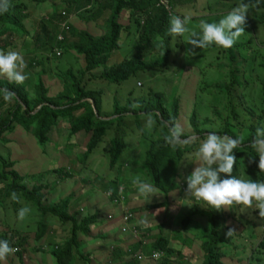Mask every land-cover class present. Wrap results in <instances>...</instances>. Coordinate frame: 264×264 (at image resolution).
Returning <instances> with one entry per match:
<instances>
[{
    "label": "trees",
    "instance_id": "16d2710c",
    "mask_svg": "<svg viewBox=\"0 0 264 264\" xmlns=\"http://www.w3.org/2000/svg\"><path fill=\"white\" fill-rule=\"evenodd\" d=\"M28 1L31 2L30 5L34 4L36 6L46 2V0ZM50 1L53 4H57V0ZM241 2L249 4L250 7L256 10H264V0H242ZM58 4L65 6L63 7L64 11L60 13L52 12L51 17L47 21L48 28L42 24L45 20L42 21L39 27H42L45 42H42L38 38V35L36 38L34 37L35 42L36 44H40L41 48L51 46V42L57 40L55 39V34L57 33L55 31H58L60 26L62 28L64 18L65 20L67 19L68 14L71 13L70 8H73V14H76V16L72 20L71 18L66 20L68 30L63 28L61 35L64 36V40L58 41L55 47L51 46V55L52 58H62L66 50L75 51L76 54L82 57V61L79 62L80 75H75L73 70L70 69L66 71V80L62 81V79L61 84L58 81H53L48 84L45 80L47 71L42 68L37 73L39 76L37 83L34 85L33 95H31L33 89L28 90L26 87H22L24 84L9 82L8 80H3V77H0V89H8L14 93L11 102L8 104L4 101L3 94L0 93V142L5 137L4 135L20 127L32 133L40 145L46 146L50 144V133L56 127L59 119H62L69 124L68 139L74 140L79 133L84 132L85 135L82 143L84 145L81 151L78 149V154H80L79 160H85L89 165L84 164L83 168L79 171L71 170L73 173H69L64 168L52 169L47 173L48 175L52 174V177H50L52 181H49L52 184L39 182L40 184L28 188L23 183L25 179L14 170V163L0 155V163L2 164L0 182L7 181L6 177H11L13 183L9 185V190L17 192L18 189V195L22 194L40 212L42 217L47 218L49 215L57 218L59 221L60 227L63 230L60 234L54 233L51 231L52 229L48 231L47 225L41 222L37 232L31 235V249L35 250L34 253L36 255L40 254L41 250L37 249L41 245H44V247L50 245L54 246L52 253H48L47 251L45 253L52 254V257L57 260L56 264H98L94 259L95 255L89 251V248L86 249V245L89 237L94 233L95 226H97L100 218L108 210L103 209L100 212H96L93 207L88 211L86 210L88 206L100 205L99 201L92 198L96 193L94 189H92L90 196L86 199L83 198L86 193V187L84 186L86 183V175L97 168L98 165H95L97 157L100 163L99 158L101 154H96L95 152L107 136L108 130L115 129V137L110 141L109 149L105 150L109 154V168L113 170L119 163L122 152L126 149V144L120 134L121 130L115 125L116 121H123V117L131 113L136 116L139 113L145 112L154 114L159 123H177L180 115V106L177 99L169 106L166 105L163 94L151 90L148 95V100L144 99L139 102L138 110L134 109L131 102L126 106H120L116 101L114 113L110 116H105L101 112L102 102L100 95H102V91L89 89L85 81L87 76L95 77L97 74L93 75V73L101 68H103V71L98 73L97 78L99 80L109 84H120L133 76H137L139 73L168 67L171 54L170 45L173 37L168 36L166 33L169 28V19L174 13L172 11L173 8L167 11L161 3V0H104V2L100 0H64ZM178 4L181 6V0H178ZM10 5L6 13L0 14V51L5 53L13 46L12 39L14 35L22 34L33 37V31L29 30L26 25V23L31 21L29 12L30 5L24 3L23 0H10ZM172 5L176 7L173 2ZM106 12H109V14L104 18V30H102L105 34L100 37H95L96 35L94 36L87 31L77 32L76 27L79 18L80 23H84V27L88 26L90 28V25H96V21H100ZM63 13H66V16L63 17ZM259 19L258 16V21ZM123 33H127V41L132 42V56L122 63L108 68L107 66L111 55L122 48L120 40ZM67 34L71 36L77 35L78 41L67 43ZM5 37H9L11 40L7 38L8 40L3 41L2 39ZM257 37L259 36L252 37L247 43L237 41L229 49L218 47L219 52L227 58L229 66L231 67L229 75L231 74L232 81L226 86V89L232 96L233 101L231 102L232 105L230 104L232 112L228 119L232 120L235 124V127H233L232 122H227L224 131L218 134L233 138L237 136L243 138L241 146L234 150L237 163L240 165L249 164L251 172L255 171L258 177V180L255 181L264 182V172H260L258 168L259 157L250 147L257 126L264 122V93L258 99L261 103H256L253 99L252 106H250L251 102L247 101L249 100L248 93L243 94V90L247 91L251 87L247 84L245 74L249 68L254 72L255 64L252 65V59L255 56V62L257 61L259 63L260 71H264V61H262L264 48H259L256 44ZM215 47L217 46H210L212 49ZM164 50L165 53L162 56L161 53ZM57 51L61 52L60 57L57 56ZM159 53L161 54L160 57ZM148 54L154 57H152L153 59L151 61L146 60ZM39 65L42 67V64ZM30 68H32V65ZM27 78H29V75ZM48 87L55 90L56 94L51 95ZM237 94H239V98H237ZM43 104L45 105L39 109ZM34 112L36 113L34 114ZM112 116L117 117L111 119ZM258 116L261 119L256 124L255 119ZM246 123H251V126L246 127ZM190 126V136L203 138L207 133H210L208 130L201 128L196 110L190 117ZM236 127L238 129L235 132L232 129ZM188 137L189 135H184L182 139H187ZM163 141L164 145L162 149L160 148L161 151H155L154 147H151L147 152L146 169L152 178L154 186L159 191H163L164 195V200L161 203L146 206L145 208L148 211H156L160 208L168 207L172 203V193L178 190L179 194H181L182 191L178 184V181L183 176L177 167L183 159L179 151L180 148H178L179 144L175 146L169 145L166 143L165 138ZM192 143L190 145L189 143H185V153H191L194 150V146L197 144L195 142ZM174 148L177 149L174 151ZM168 153L177 155L179 161L174 160L165 164L167 160L166 154ZM252 159L255 162H250ZM74 173L75 177L72 179ZM171 174L172 177L168 178ZM66 180H70L71 182L79 181V183L75 187H72V192L65 194V198L60 200L61 202L56 203V197L52 199V203H50L51 200L47 202L45 199L47 194L55 193L63 188V182ZM93 180L96 181L97 179L95 178ZM100 190L101 188H99ZM79 192H81L80 198L74 199ZM78 199L79 201L77 202ZM115 204H117L116 209H118L119 202L115 201ZM241 207L234 205L230 209L235 208L240 211ZM129 210L131 211L130 208ZM213 210V212L217 211L215 209ZM191 211V215L184 220L186 229L193 223H198L200 218H204L206 222L204 227L206 230L202 234V239H200L201 244L196 243L195 247L192 248L182 245V251H180L179 248L177 249L178 246L175 245L173 239L175 236L182 238V234L175 227L171 231V236L173 237L171 239L165 236L163 226H159L157 229H152L147 226V230L152 236V242L149 243V248L152 249V253L163 254V259L165 260L161 264H175L170 262L171 258L178 256L181 260H185L187 250L192 253V249L194 248L192 254L197 264H226L224 261L226 258L224 249L234 245L235 240V236H228L227 232L230 229L235 231L237 221L234 219L236 218L233 217L229 210H222L224 214H218L219 212L217 214H210L209 211H202L198 204ZM148 223H141V228H145V225H148ZM174 234L175 236H173ZM15 235V233L4 232V234L0 235V240H7L12 247L11 242L14 241ZM175 239L177 238L175 237ZM50 241H54L55 245L49 244ZM58 242H64V245H57ZM26 245L27 238L18 240L17 245H15L20 250L16 254V258L22 262L24 255L27 256ZM136 246L140 248L141 243L137 242ZM260 246L264 248V241ZM146 249L148 250V248ZM130 250L132 254L125 252L121 248H118L117 251L114 250V252L109 250L110 257H113V260L108 261L106 264H114L116 257L120 260V264H155L153 262H142L135 259L136 251L132 250V247ZM147 253L151 254L148 251ZM10 256L7 259H10ZM101 264H104V262Z\"/></svg>",
    "mask_w": 264,
    "mask_h": 264
},
{
    "label": "rangeland",
    "instance_id": "374dc122",
    "mask_svg": "<svg viewBox=\"0 0 264 264\" xmlns=\"http://www.w3.org/2000/svg\"><path fill=\"white\" fill-rule=\"evenodd\" d=\"M62 1L64 0H57V4H53L52 1L46 0L45 3L36 6L34 4L30 5L31 2L28 0H23L24 3L30 5L29 10L31 21L26 23V25L29 30L33 31V37L24 36L22 34L14 35L12 39L13 46L10 47L8 51H17L23 56L26 64L24 73L26 76L29 75V78L23 83L24 85H22V87H26L28 90L33 89L31 95L34 94V85L38 80L39 74L37 73L40 72L42 68L47 71L45 80L48 84L53 81H58L61 84L62 79V81L66 80V71L70 69L73 70L75 75H80L79 62L82 61V57L76 54L75 51L66 50L65 55L62 58H52V47L56 46L59 37L62 35L63 27L61 28L60 26L58 31H55L57 32L55 34V39L57 40L51 42L52 47L41 48L40 44H36L35 42L37 35L42 42H45V35L42 27L39 26H41L42 21L45 20L42 24L47 27V21L49 17H51V12L60 13L64 11L63 6L58 4ZM100 1L104 2V0ZM166 1H168V5ZM241 1L242 0H181L180 6L178 0H161L165 9L167 6L171 9L173 8L172 11L174 15L191 17L187 24L188 31L181 37L172 38L169 65L166 68L139 73L137 76H133L120 84H109L99 80L97 78L98 73L102 72L103 68L97 69L93 73V75L97 74L95 77L87 76L85 81L87 87L92 90L102 91V95H100L102 114L105 116L112 115L115 111L116 101L120 106H126L131 102L134 109L138 110L139 102L144 99L148 100V95L150 91L153 90L163 94L164 100L166 101L164 102L168 106L171 103H174L175 99L178 100L180 115L177 123H179L184 129V135H189L188 138L195 137L190 136L191 133L189 132V129H191L190 117L195 110L197 111L202 129L217 134L224 131L227 122H232L228 117L231 116L232 108L230 104L232 105L231 102L233 101V98L226 89V86L232 81V77H230L231 74L229 75L231 67L229 66L228 60L219 52L218 47H215L214 49L209 47L204 50L196 49L197 55L195 56H186V51L190 47L188 41L192 38V32L195 31L198 34L200 33L199 25L201 20H205L209 23L218 22L233 7L241 3ZM172 2L176 7L172 5ZM70 12L71 13L68 14L67 19L71 18L72 20L76 14H73V8H70ZM108 14L109 12H106L100 21H96V25H90V28L88 26L84 27V23H80L79 18L76 27L77 32L81 33L82 31H87L94 36L96 35L95 37L102 36L105 34L102 32V30H104L103 21ZM258 16L260 18L259 21ZM66 20L64 18L62 22L63 26L66 24ZM50 30L52 31L53 29ZM256 35L259 36L257 37L258 40H256V44L259 48H264V10H256L250 7L246 18L245 33L240 37L238 42L247 43L249 39L256 37ZM67 36V43L78 41L77 35L71 36L70 34H67ZM7 38L10 39L9 37H5L2 40L6 41L8 40ZM120 44L122 48L111 55L107 66L108 68L131 58L133 48L132 42L127 41V33L122 34ZM160 56L161 54L159 53V57ZM152 57V55L148 54L146 60L151 61V59L154 58ZM262 57V61H264V54H262ZM255 58L252 59V65L255 64V73L249 68L245 74L247 84L251 87L247 91L243 90L244 95L248 93L247 96L249 97V100L247 101L251 102L250 106H252L253 99L256 103H261L258 99L264 93V71H260V65L257 61L255 62ZM33 61H35V63H33ZM39 64H42V67H40ZM31 65L32 68H30ZM58 74H60V76H58ZM3 80H7V78L3 77ZM49 92L51 95L56 94L55 90H52L51 88H49ZM237 98H239V94H237ZM8 103L9 102H7V104ZM145 114L148 113L143 112L136 116L131 113L123 117V121L115 122L117 128L121 130L120 134L126 144V149L122 152L119 163L113 170L109 168V154L105 150L109 149L110 141L115 137V129L112 128L111 130H108L107 136L103 139L95 152L96 154H101L99 158L100 163L97 157L95 165L98 166L93 172H89V174L86 175V183L84 184L86 187V193L83 198L86 199L90 196L92 189H94L96 193L92 198L99 201L100 205L88 206L86 210L88 211L92 207L95 208L96 212L107 209L108 211L104 212V218L107 219L108 216H113V211L116 210L117 206L115 201L119 198L120 193L118 189L121 186L126 189L121 194L123 198H126L125 203L127 205L125 204L124 211L137 216L139 225L143 218L149 222L148 225H145L149 226V228L155 229L154 226L162 225L164 227L165 236L171 239H173L171 231H173L175 227V229L182 234V238L180 236H175V234L173 235L177 238L175 239L174 237L173 239L175 245L178 246L177 249L179 248L180 251H182V245L188 248L195 247L196 243L201 244L200 239H202V234L206 230L204 228L206 222L204 218H200L199 216V222L193 223L186 229L184 220L191 215V210L195 208L197 203L194 199L187 201L184 200L187 198V185L182 179L178 181V184L183 192L181 191V194H179L178 190L173 192L171 197L172 203H170L168 207L160 208L156 211H148L145 208L148 205L161 203L164 200L163 191H159V189L154 186L145 164L148 157L147 152L151 147H154L155 151H161L164 145L163 140L168 135V124L159 123L155 116L154 118L157 121L155 127L150 131H144L143 126ZM116 117L112 116L111 118L114 119ZM260 119V116L255 119L256 124ZM234 125L235 124L233 123V127H235ZM245 126L249 127L251 126V123H246ZM68 128L69 124L64 122V120L59 119L56 127L53 128L49 135L50 144L42 146L38 143L36 137L32 133L18 127L13 132L4 135L5 137H3V140L0 142V155L14 163V170L25 179L23 183L28 188H32L34 185L44 182L50 183L49 181H52L50 179L52 174L48 175L47 173L52 169L64 168L69 173H73L71 170L79 171L83 168L84 164L89 165L85 160H79L80 154H78L84 145L82 144L85 135L84 132L79 133L76 136V139L70 140L68 139ZM237 129L238 127L233 128L232 130L236 132ZM195 143L197 145L194 146V150L191 153H193L198 147V141ZM190 144L191 143H189V145ZM185 147V143L179 144L178 148H180L179 151L183 156V159L177 166L178 171H180L184 177L190 175L196 166L195 164L186 161L189 159V153H185ZM176 149L177 148H174L173 150L175 151ZM166 155L167 160L165 161V164L174 160L179 161L177 155L171 153ZM191 159L194 160V157ZM249 166V164L240 165L236 163L232 176L244 180H258L255 171L251 172ZM164 169L166 168L164 167ZM1 172L2 164L0 163V173ZM74 177L75 173L72 179ZM88 177L89 179H87ZM137 177H139L141 181L148 182L158 189L154 194L155 196H141L138 194V189L133 183ZM170 177H172V174L168 176V178ZM95 178L97 179L96 181L93 180ZM221 178L223 179L226 177L222 174ZM6 179L7 181L0 182V190L7 187L0 191V235L4 234V232L15 233L14 241L11 242L13 248L17 245L18 240L20 239L28 238L29 242H27V245L25 246L27 256L24 255L23 262L17 259L15 254H11L10 259L0 262V264H56L57 260L52 257V254H45V251L52 253L54 246L49 245L44 247V245H41V247L37 249H40L41 252L39 255H36L34 253L35 250L31 249L30 242L32 241L31 235H34V233L37 232L41 222L47 225L48 231L52 229L51 231L54 233L60 234L63 230L60 227L58 219L49 215L47 218L42 217L40 212L29 201H27L22 194L18 195V189L16 193L19 197V202L13 201L11 199L13 192L8 189L9 185L13 183V179L11 177H6ZM63 183V188L55 193L47 194L45 197L47 202L51 200L50 203H52V199L56 197V203H58L65 198L67 192L73 191L72 187H75L79 181L71 182L70 180H66ZM99 188H101L100 191ZM80 194L81 192L76 194L74 199H77L78 197L80 198ZM78 201L79 199L77 202ZM131 202L133 203L131 204ZM25 206L29 207L31 212L23 221H21L18 219V210ZM198 206L202 211H209L210 214H217V212H219L218 214H224L222 210L213 212L214 210L207 205H203L202 207L200 205ZM228 210L231 211L233 217L236 218L233 219L236 220L237 223L235 226V233L231 235L235 236L234 245L224 249L226 254V258L224 259L225 263L264 264V248L260 246L264 241V218L259 216L255 203H253L252 208L245 209L244 211H238L235 208ZM71 211H73V209H71ZM147 238L152 239L151 233H147ZM109 243L111 242L108 238H105L103 241L98 239L95 244L88 240L86 249L94 245L104 247V245L106 246ZM49 244L55 245L54 241H50ZM59 244L64 245V242H58L57 245ZM135 247L136 244L132 246L133 249ZM139 249L140 248H138L137 251H139ZM108 251L109 250H107V252ZM147 251L152 253L151 248H148L146 252ZM193 252L194 248L192 249V253ZM143 253L145 254V251H143ZM151 255L152 254L147 253V259H144L142 262H148V257L153 261L150 258ZM188 255L187 259L184 260V263L194 264V262H196L194 261V255ZM108 256L103 257L104 264L112 259ZM164 260L165 259L153 262L155 264H161ZM96 261L99 262L100 260L96 259ZM170 262L181 264L183 261L178 256H175V258L170 259Z\"/></svg>",
    "mask_w": 264,
    "mask_h": 264
},
{
    "label": "clouds",
    "instance_id": "9594fccd",
    "mask_svg": "<svg viewBox=\"0 0 264 264\" xmlns=\"http://www.w3.org/2000/svg\"><path fill=\"white\" fill-rule=\"evenodd\" d=\"M10 6V0H0V14L6 13ZM249 10L250 5L241 2L227 12L218 22L209 23L201 20L199 25L200 33L192 32V38L188 41L190 47L186 51V56H195L197 55L196 49L204 50L213 45L225 49L233 47L245 33L246 18ZM190 19V16L172 15L169 19V28L166 34L171 37L183 36L188 31L187 24ZM164 53L165 50L162 51V56H164ZM25 68V61L19 52L10 50L5 53L0 51V77L7 78L9 82L23 84L27 79L24 73ZM0 93L3 94L5 102H11L14 96V93L8 89H0ZM156 123L154 114H145L143 130L150 131L155 127ZM167 127L168 135L165 137V141L169 145L175 146L181 143L198 141V147L193 153L188 154L189 159L186 160L196 166L190 175L180 178L187 185V198L184 199L185 201L194 199L201 207L207 205L217 211L228 210L234 205L242 206L240 210L244 211L252 208L253 203H255L259 216L264 218V182L251 179L244 180L232 176L234 166L237 163L234 150L241 146L242 137L233 138L210 132L203 138L190 137L182 139L184 129L179 123L168 124ZM250 147L259 157L258 168L260 172H264V123L257 126ZM192 157H194V160L191 159ZM250 162H255V160L252 159ZM222 174L226 178L222 179ZM133 183L137 187L139 195L155 196L157 189L152 184L141 181L139 177ZM11 199L19 202L16 192L12 193ZM123 200H125L123 196L117 198L119 205L124 204L125 201L123 202ZM124 208L121 207L124 213L122 220L124 224H128L133 219V215L125 212ZM30 212L31 209L27 206L20 208L17 214L18 219L23 221ZM234 232V230L230 229L227 235L231 236ZM14 248L10 246L7 240H0V262L6 261L18 249ZM146 250L145 248L143 251ZM19 252L20 250L18 249ZM151 254L150 258L152 259L154 252ZM146 257L145 259H147ZM137 260L143 261L144 259L138 257Z\"/></svg>",
    "mask_w": 264,
    "mask_h": 264
},
{
    "label": "crops",
    "instance_id": "0c3cea01",
    "mask_svg": "<svg viewBox=\"0 0 264 264\" xmlns=\"http://www.w3.org/2000/svg\"><path fill=\"white\" fill-rule=\"evenodd\" d=\"M125 190H126L125 188H122L120 186L118 189V191L120 192L119 196H122L121 194ZM124 201L125 200H123V202ZM132 203L133 202H131V204ZM125 204L126 203L124 202V204L119 205V208L113 211V214H114L113 216L110 215L108 216L107 219H105L104 216L101 217L97 226H95L94 233L91 234V236L89 237V241L94 244L96 243V240L101 239L103 241L105 238H108L111 242L107 244L106 246L104 245V247H100L99 245H94L89 248V251L95 255L94 259L100 260L98 264H101L104 262L103 257H105L106 255L107 256L110 255V253L107 252V250L114 252V250L117 251L118 248H121L122 250L124 249L125 252L132 254L130 249L133 245L137 244V242H140L141 246H140L139 252L137 251L138 246H136L134 249L132 248V250L136 251L137 253L135 255V259H137L138 257H142L143 259H145L147 252H145L144 254L143 250H145V248H149V245H150L149 243L152 242L151 239L147 238V233H150V232L147 230V226L145 228L144 227L141 228V226L138 224V217L134 215H133V219L128 224H124L122 220L124 213L121 207H125ZM143 219H141L140 221L141 223L148 222L145 219L144 220ZM159 226H162V225H156L154 227L155 229H157L159 228ZM27 242H29L28 238H27ZM101 252H105V253H101ZM185 254H186V259H187V256H189L188 254H192V253L187 251ZM112 260H113V257L109 261H112ZM148 260H149L148 262H153L149 259V257H148ZM182 261L183 262L181 264H186L184 263V260ZM119 262L120 260L119 259L117 260V257H116V259H114V264H120ZM195 263L196 262H194V264Z\"/></svg>",
    "mask_w": 264,
    "mask_h": 264
},
{
    "label": "built area",
    "instance_id": "2783aa9c",
    "mask_svg": "<svg viewBox=\"0 0 264 264\" xmlns=\"http://www.w3.org/2000/svg\"><path fill=\"white\" fill-rule=\"evenodd\" d=\"M166 2H167V5H168V1H166ZM167 7H166V9L169 11L170 7H168L169 9ZM62 16L63 17L66 16V13H63ZM62 27L65 28L66 30H68V27L66 26V24L64 26L62 24ZM63 40H64V36H60L59 39H58V41H63ZM57 56H59V57L61 56V52L60 51H57ZM14 249H16V248H14ZM17 253H18V249H16V251L13 254H17ZM152 259L154 261H160L161 259H163V255L159 254V253H154L153 256H152Z\"/></svg>",
    "mask_w": 264,
    "mask_h": 264
},
{
    "label": "water",
    "instance_id": "95a60500",
    "mask_svg": "<svg viewBox=\"0 0 264 264\" xmlns=\"http://www.w3.org/2000/svg\"><path fill=\"white\" fill-rule=\"evenodd\" d=\"M44 105H45V104L41 105V106L39 107V109L42 108ZM36 112H37V111H36ZM36 112H34V114H35ZM111 119H112V118H111Z\"/></svg>",
    "mask_w": 264,
    "mask_h": 264
}]
</instances>
